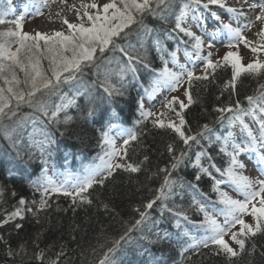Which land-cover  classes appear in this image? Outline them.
<instances>
[{
	"label": "snow or ice",
	"instance_id": "1",
	"mask_svg": "<svg viewBox=\"0 0 264 264\" xmlns=\"http://www.w3.org/2000/svg\"><path fill=\"white\" fill-rule=\"evenodd\" d=\"M54 3L55 0H52ZM63 3V0H61ZM247 2V0H245ZM44 7H47L49 0H40ZM210 6H217L225 9L232 14L234 19L239 20L245 13L236 8L228 7L226 0H108L107 3L100 4L97 0H91L89 3H81L80 8L76 9L78 23H70L67 19L63 23L67 27V32L56 31L51 35L36 32L34 35L23 32L24 15L14 20H6L8 12L0 11V25H13L5 30H0V135L9 141L12 149L18 157H21L19 129L26 121L32 120L33 123L39 121L45 125L41 129L42 139L35 138V132L29 134L27 145V154L32 158L33 152L40 153L41 162L44 167L41 169V175L32 181V187L40 193V200H33L29 203L24 198H20L18 204L12 211L5 210L0 217V228L4 225L14 223V227L19 230L23 225L17 221H22L27 214H31L40 223V214L46 213L51 207L49 203L52 194L71 197L72 205L91 204L92 201L85 193L99 185L105 186V181L113 176L116 170H124L130 173L140 171L139 164L128 161V146L131 141L138 139L137 134L132 129L122 128L116 123L118 115L113 111L107 119V130L101 131V154H98L89 164L84 165L78 174H67L63 180H54L48 175V159L52 153L50 146L55 144L54 133L48 130V126H56V131H60L59 125H67L74 118L67 114V110L75 105V97L68 98L61 94L65 85L83 84V77L86 75V69H99L101 63H110L117 59L115 56H109L108 53L119 51L127 60V64L120 68L118 73L120 84L111 82L109 74L105 73L103 80L100 81V87L109 98L124 96L125 85L123 83L127 73L133 74L138 71L137 65H143L145 69H150L147 58V52L143 53L133 47L131 44L123 45L120 40H127L135 32L138 36L147 35L152 32L145 23L147 16L158 18L165 22L170 16L175 17L174 27L170 31L163 33L165 38L174 39L173 33L181 37V43L187 45L184 54L189 60L203 62V75L197 76L193 70L180 64L177 52L168 53L170 59H164L161 56L163 67L155 71L151 83L145 89V94L151 99L162 90L176 92L178 88L185 83L184 96L187 103L173 96L171 99L165 98L163 108L174 112L178 118V124L174 121L165 123L161 117L164 113L147 111L144 108L143 99L138 102V111L141 120L137 123H143L150 117L153 127L160 129H169L174 132L184 145L189 146V141L199 143L198 137H204L206 133L212 131L208 124H204L201 130L195 135L186 134L184 126V110L194 102L191 94V87L194 81H204L209 79L211 74L209 70L215 71L221 65V61L214 62L211 59V53L207 56L202 55L205 47V38L208 39L207 47H213L212 41L216 39L218 33H227V43L225 47L230 49L222 57V63L231 67V80L225 84V89L231 87L232 94H235V83L241 73L249 75H259L264 77V61L254 60L247 65H242L241 57L238 52L231 51L243 45L253 54L264 51V0L258 3H251L248 8L259 9L255 15V21L262 25L257 33L256 40H249L244 32L252 27V22L244 23L233 27L231 23H225L217 12L212 11ZM178 8V12L176 9ZM82 9V11H81ZM211 12V17L220 22V28L217 32L208 36L195 34L190 27H186L189 17L197 26L205 23L204 12ZM35 15H42L41 7L35 8ZM187 37V39H183ZM41 41L43 42L41 44ZM158 52H164L162 40L158 35L153 41ZM13 46H15L13 50ZM141 44V48H143ZM189 48L191 51H189ZM179 50V49H178ZM177 50V51H178ZM47 61V66H44ZM171 63L177 71L168 67ZM22 74V75H21ZM76 95H86L87 102L92 104V94L85 91H77ZM59 97L60 103H55L52 98ZM248 108L242 107L239 101L235 104H229L223 107L214 108L219 113L216 122L222 126L227 123L229 127L239 124L246 138L240 142L232 139L230 136L217 137L221 143L220 151L229 157L228 166L216 171L220 173L222 179L212 177L208 169L200 168V172L212 178V191L217 194L215 203L221 205L213 209L215 215L209 214L203 205H199L193 200V204L198 206V210L203 213V220L197 225L202 229L204 236L200 239L192 236L187 230H184L181 220L193 223L187 213L183 210L168 209L176 217L175 227L179 229L177 242L183 245L181 255L192 249L198 252L201 248L208 249L211 256L222 257L224 264H238V261L245 254L251 255L256 249L253 241L251 249L246 248V242L252 240L258 234L264 236V179L252 180L240 171L245 165L240 161L242 154L257 153L259 155L258 163L264 165V83L259 84L256 94L246 97ZM179 105V108H176ZM24 106L32 109V112L21 116L20 109ZM63 113V119L60 115ZM230 113L231 115H225ZM96 115V108L89 107L86 113V119H92ZM248 116L258 127L253 130L249 124L245 123L244 117ZM116 130L118 136L126 137L123 144L118 148L116 139L110 133ZM190 133V129H189ZM60 135H64L60 132ZM168 151L174 153V148L169 145ZM186 155L181 152L179 156H173L171 169H176ZM197 154V164L199 167V156ZM22 158V157H21ZM148 157H144L147 161ZM119 161H126L121 163ZM142 163V162H141ZM215 168V165H212ZM165 172L164 182L157 190V195L144 205L145 211L139 212V219L126 228V231L110 242V245L102 252L96 264H118L117 253L123 249L132 240L131 233L140 230L142 225L149 219L148 209H152L157 200L163 201L169 195L174 193L176 181L171 178L169 169H160ZM261 174L264 175V167H261ZM201 175L197 174L195 180L199 181ZM227 183L243 197V199H233L227 193L220 191V185ZM191 188L197 189L198 185L192 183ZM3 189L0 188V198L3 197ZM13 195L15 193L13 192ZM107 207V205H105ZM166 207V206H165ZM75 211V207L73 208ZM217 216L223 217L221 223ZM251 217V221H246L245 217ZM233 229H237L233 231ZM184 238V239H181ZM236 245V248L230 246L228 240ZM168 234L163 236L156 233V241L168 239ZM145 239H148L145 237ZM39 236L33 239L35 248H39ZM156 241L149 239V243ZM0 242L7 243L0 237ZM95 254V250H93ZM10 257H21V264H24V257L29 260L34 258L40 264H59V259L63 252L56 254V259L46 257L43 250L34 251L32 256H28L25 244H21L17 249L8 248ZM264 255V251H261ZM149 264H158L156 259H152Z\"/></svg>",
	"mask_w": 264,
	"mask_h": 264
},
{
	"label": "trees",
	"instance_id": "2",
	"mask_svg": "<svg viewBox=\"0 0 264 264\" xmlns=\"http://www.w3.org/2000/svg\"><path fill=\"white\" fill-rule=\"evenodd\" d=\"M176 11L178 12V8ZM174 21V16H170L167 22L147 16L145 23L153 29L152 32L140 36L133 32L127 40L119 41L123 45L131 44L142 53L146 51L150 64V69L137 65L135 77L131 73L125 75L124 96L109 98L100 87L105 73L110 75L112 83L119 86L118 73L120 68L127 64L126 58L119 51L110 52L108 55L117 59L110 63H101L99 69H86L83 84L63 86L62 95L75 97V105L67 110V114L74 119L67 125L60 124V131H56V126H48V130L54 133L56 142L49 149L52 155L46 157L49 161L47 167L51 165L52 173H58L63 180L67 174L80 173L84 165L101 154V131L107 130V119L115 111L118 115L116 123L122 128L132 129L137 134L138 139L131 141L128 146L127 162L139 164L140 171L130 173L122 169L116 170L113 176L105 181L104 187L96 185L89 193L84 194L92 201L91 204L74 206L71 197L52 194L49 199L51 207L46 213L40 214V223H37L31 214H27L24 220L17 221L23 225L19 230L14 227L15 222L4 225L0 228V237L7 243L0 242V264H21V257L8 255L9 247L17 249L21 244L26 245L29 257L34 251L43 250L46 257L54 260L58 252H63L59 264H96L110 242L119 238L128 226L139 219L137 209L145 211L144 205L155 198L166 175L160 169H169L171 178L176 181L174 193L163 203L157 200L153 208L147 210L149 219L140 230L131 233V242L117 253L118 264H149L152 259H156L158 264H224L222 257L211 256L209 250L204 248L198 252L189 249L182 256L183 245L177 242L180 230L175 227L177 218L168 209L183 210L187 213L193 221L189 224L181 220L183 229L187 230L197 229V225L204 218L198 206L193 204V200L199 205L205 201L210 202L208 206L213 204L215 208L221 207L215 203L217 194L212 191V178L194 167V160L198 153H202L214 172L221 177L216 168L227 167L229 157L220 151L221 143L215 140V136L219 134L224 137L227 134V123L222 126L216 122L219 113L215 112L214 108L234 105L239 101L242 107L247 109L249 106L246 97L256 94L259 84L264 83V77L241 73L235 83V94H232L231 87H224L231 80L230 66L225 65L215 71L209 70L211 74L208 80L194 81L190 89L194 102L184 110L186 124L183 130L186 134L195 135L204 124H208L212 131L204 137H198L199 143L189 141L190 147L184 145L171 130L153 127L150 120L137 123L141 120L138 102L147 97L145 89L149 87L155 75L153 70L163 67L161 56L170 59L168 53L188 47L181 43V37L175 33L174 39L164 37L163 33L174 27ZM8 27L13 25H0V30ZM158 35L165 48L162 53L157 51L153 43ZM183 39L186 40L187 37ZM44 66H47V61H44ZM77 91L90 92L92 104L87 102L86 95H76ZM52 100L60 103L59 97H53ZM89 107L96 108V115L92 119L85 118ZM31 112L32 109L27 106L20 109L21 116ZM63 115L61 113V120ZM44 127L39 121L33 123L28 120L19 129L22 158L16 155L9 141L0 135V188L4 190L3 197L0 198V217L5 210L12 211L20 198L29 203L41 198L31 182L40 177L44 165L38 151H34L32 158H29L27 145L29 134L33 132L36 139L43 138L37 132ZM60 132L64 135L61 136ZM169 145L174 148L173 154L168 151ZM182 151L186 153L182 162L176 169H171L173 156H179ZM145 156L148 157L147 161H144ZM212 165H215V168ZM197 174L201 175L199 181L195 180ZM48 175L50 176V173ZM192 183L197 184L198 188H191ZM156 233L161 236L167 233L169 238L156 241ZM37 235L38 249L33 244ZM149 239L156 242L149 243ZM253 241L256 244L255 251L251 255L245 254L238 264H264V255H261V251H264V236L258 234L246 242V248L251 249ZM24 264L40 262L24 257Z\"/></svg>",
	"mask_w": 264,
	"mask_h": 264
},
{
	"label": "rangeland",
	"instance_id": "3",
	"mask_svg": "<svg viewBox=\"0 0 264 264\" xmlns=\"http://www.w3.org/2000/svg\"><path fill=\"white\" fill-rule=\"evenodd\" d=\"M36 7H41L43 10V4L40 3V0H7L6 2H4L3 0H0V11L8 12V15L5 17L6 20H9V21L14 20L17 17L24 15L25 19L23 21V27H22L23 32L29 33L30 35H34L36 32H42V33L51 35L52 33L56 32L49 28H41L40 22H43L41 21V18L44 17V14L35 15L34 13H35ZM210 8L212 11L217 12V14L221 16V19L225 23H231L233 27L239 26L236 20L235 22L232 21L233 20L232 14L225 12V9L218 8L217 6H210ZM201 11L204 12V19H205L204 25L197 26L196 23L191 19V17H189V20L185 26L190 27L191 30L197 35H204V33H207L208 36H211L212 33L217 32V30L220 28V22L212 19L211 12L205 11L203 9ZM58 31H62L66 33L67 29H61ZM257 31L258 29L254 28L251 34H255L254 36L256 37ZM244 35L247 37V35H249V30L245 31ZM212 43H213V47L208 48L207 47L208 39L205 38V47H204V51L202 55L207 56L210 52L211 59L214 62L221 61V65L217 67V68H221L222 66H225L222 63V57L224 56L226 52L230 50L227 47H225V44L227 43V33H218L216 35V39L213 40ZM13 50H14V47H13ZM231 51L239 53L241 57L242 65H247L248 63H251L254 60L264 61V51L259 52L258 54H253L249 49L245 48L242 44L239 45L237 49H231ZM177 57H178V61L180 64H183L188 69L193 70L197 76L204 74L202 71L203 62L197 61V60H189L185 56L183 49H180L177 52ZM169 68L172 69L173 71L178 70L172 64ZM186 87H187V84L185 83L183 86L178 88L176 92H169L167 90H162L161 92H159L157 95H155L151 99L148 96L145 97L143 99L145 110L153 111L158 114L164 113L161 119L165 123H168L169 121H174L178 124L179 121L175 113L163 108V103L165 101V98L171 99L173 96L178 97L181 101L187 103L186 97L183 94L184 89ZM176 108L178 109L179 105H176ZM153 119H154L153 117H150L148 120L152 122ZM244 121L245 123L249 124V127H252L254 131L258 127V125H255V122L252 121L251 118L248 116L244 117ZM37 133L41 135V131H38ZM110 134L115 137L116 146L119 148L123 144V139L126 137L118 136L115 129ZM225 136H230L232 139L236 140L237 142H240L246 138V134L242 131L238 123L231 127L227 126V134ZM217 137H220V135L216 134L215 140H217ZM239 159L245 165V167L240 170L243 175L248 176L252 180L264 179V175L261 174V167H264V165H261L258 163L259 155L257 153L242 154L239 157ZM119 162L124 163V161H119ZM198 163H199V167L196 166L197 164V157H196L194 161V167L199 168V169L200 168L208 169L212 177H214L215 179H222L214 172L207 158H205L204 155L199 156ZM48 173H50V177H52L54 180H62L58 173L56 174L52 173L51 165L48 166ZM220 191L227 193L233 199H243V197L239 195L235 191V189L227 183L220 185ZM201 204L204 206L206 211L209 212V214L215 215L213 211L215 206L213 204L208 206L210 202H205V201L201 202ZM217 219L221 223L223 222L222 216H217ZM245 220L251 221V217L246 216ZM236 230L237 229H233V231H236ZM187 231H190L191 235L197 239H200L204 236L203 230L199 228L197 229L187 228ZM225 239L228 240V237H226ZM228 242L230 246H232L233 248H236V245L232 244L230 240H228Z\"/></svg>",
	"mask_w": 264,
	"mask_h": 264
},
{
	"label": "bare ground",
	"instance_id": "4",
	"mask_svg": "<svg viewBox=\"0 0 264 264\" xmlns=\"http://www.w3.org/2000/svg\"><path fill=\"white\" fill-rule=\"evenodd\" d=\"M89 3L91 0H55L53 3L52 0H49V4L47 7L43 6V14L44 17L41 18L40 26L41 28H49L53 31H58L61 29H67L66 25L63 23L64 19H67L70 23H78L76 9L80 8L81 3ZM98 3L103 4L107 3L108 0H97ZM260 0H226V4L228 7L236 8L245 13L244 16L240 17L239 20L234 19L238 22V25H242L244 23L252 22V27L249 30V35L247 38L249 40H256L257 36L255 34H251L254 28L259 29L262 25L260 22L255 21V15L258 13L259 9H249L248 5L251 3H258ZM82 11V9H81ZM225 12H227L225 10ZM251 34V35H250Z\"/></svg>",
	"mask_w": 264,
	"mask_h": 264
}]
</instances>
